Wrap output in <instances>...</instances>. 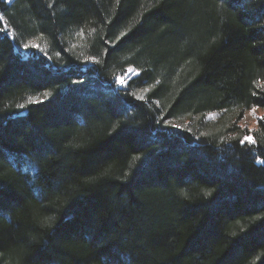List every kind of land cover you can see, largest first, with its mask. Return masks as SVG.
<instances>
[{
	"label": "trees",
	"instance_id": "1",
	"mask_svg": "<svg viewBox=\"0 0 264 264\" xmlns=\"http://www.w3.org/2000/svg\"><path fill=\"white\" fill-rule=\"evenodd\" d=\"M0 264H264V0H0Z\"/></svg>",
	"mask_w": 264,
	"mask_h": 264
},
{
	"label": "rangeland",
	"instance_id": "2",
	"mask_svg": "<svg viewBox=\"0 0 264 264\" xmlns=\"http://www.w3.org/2000/svg\"><path fill=\"white\" fill-rule=\"evenodd\" d=\"M5 1L6 2H10L12 0H5ZM135 74H136V72L133 69L128 68L123 75H121L120 77H118L116 79L117 88H122L125 85V83L127 82V80L130 79ZM261 114H262V111L259 110V109H255V108L251 109L248 112H246L245 113V117H244V119L241 122L242 128L248 129L249 131L254 129V127L257 124V119L261 116ZM214 116H215L214 113H210L208 115V118L212 119V118H214Z\"/></svg>",
	"mask_w": 264,
	"mask_h": 264
},
{
	"label": "snow or ice",
	"instance_id": "3",
	"mask_svg": "<svg viewBox=\"0 0 264 264\" xmlns=\"http://www.w3.org/2000/svg\"><path fill=\"white\" fill-rule=\"evenodd\" d=\"M235 3L236 4H240V5H242L243 3H244V0H235ZM122 82V81H121ZM245 140H250V138L249 137H245L244 138ZM244 141H241V143H243Z\"/></svg>",
	"mask_w": 264,
	"mask_h": 264
}]
</instances>
